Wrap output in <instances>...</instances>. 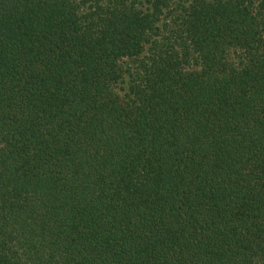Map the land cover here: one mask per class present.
<instances>
[{"label": "trees", "instance_id": "obj_1", "mask_svg": "<svg viewBox=\"0 0 264 264\" xmlns=\"http://www.w3.org/2000/svg\"><path fill=\"white\" fill-rule=\"evenodd\" d=\"M0 264H264V0H0Z\"/></svg>", "mask_w": 264, "mask_h": 264}]
</instances>
